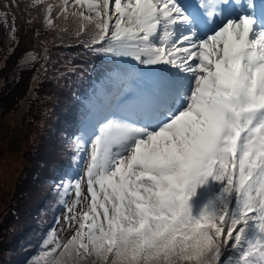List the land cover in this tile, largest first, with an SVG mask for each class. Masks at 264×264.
Segmentation results:
<instances>
[{
    "label": "snow or ice",
    "instance_id": "snow-or-ice-1",
    "mask_svg": "<svg viewBox=\"0 0 264 264\" xmlns=\"http://www.w3.org/2000/svg\"><path fill=\"white\" fill-rule=\"evenodd\" d=\"M37 2L137 67L36 264H264V0Z\"/></svg>",
    "mask_w": 264,
    "mask_h": 264
},
{
    "label": "rangeland",
    "instance_id": "rangeland-1",
    "mask_svg": "<svg viewBox=\"0 0 264 264\" xmlns=\"http://www.w3.org/2000/svg\"><path fill=\"white\" fill-rule=\"evenodd\" d=\"M45 2L59 4L62 0ZM41 7L37 0L0 5V264H36L46 238L64 239L65 209L76 204L70 182L83 175L90 152V147L78 144L74 167L60 166L67 162L62 157L68 156L77 112L88 106L75 127L76 141L85 133V139H91L102 116L122 96L121 79L126 80L115 75L116 84L107 94L101 86L91 91L89 76L83 81L71 70L82 72L80 63L91 62L85 50L104 61L87 46L94 36L90 25L77 35L78 18L69 16L54 20V27L48 28ZM62 37L70 45L53 47ZM92 58L94 64L100 63ZM134 75L135 71L132 79ZM88 95H92L90 103L85 101ZM81 188L85 189L83 182ZM86 203L81 200L77 210ZM237 255L228 248L222 259L227 264L228 257Z\"/></svg>",
    "mask_w": 264,
    "mask_h": 264
},
{
    "label": "trees",
    "instance_id": "trees-1",
    "mask_svg": "<svg viewBox=\"0 0 264 264\" xmlns=\"http://www.w3.org/2000/svg\"><path fill=\"white\" fill-rule=\"evenodd\" d=\"M1 2H2V5H5V4L9 5L12 2V0H0V5H1ZM90 27H91L90 29H91L92 33L95 34V30H94L93 26L90 25ZM54 32L57 34V30H54ZM64 44L70 45V41L66 40L65 37H62L59 39L57 38V43H55V45L53 47L58 46V45L59 46L64 45ZM0 47H3L1 41H0ZM96 47H98V46H96ZM85 54H87L90 57L91 62L86 63V64L80 63V67L82 68V72L78 71V69L74 68V67H72L71 70H73L76 73V75L82 76V80L84 79L83 81H86V78H88L87 76H89V78H88L90 80L89 88L91 89V91H94L97 89L98 84L101 83L105 79L104 77L111 75V73H113L114 70L115 71L117 70V65H116L117 63L114 65V60H116V57L106 56L104 54H101V56L104 60L102 62L100 59L97 58L96 55H93L91 53H87L86 50H85ZM92 56L96 57L100 61V63L94 64L93 60H92L93 59ZM50 58H51V55H50ZM10 62H11V60H9V63ZM67 70H65V71H67ZM121 70H123V69H121ZM90 97L91 96L88 95V97H86L85 100H89ZM86 108H87V106L85 104L77 112L78 115L76 117V120L74 123L75 126H74L73 131H72L73 136L70 138V146L68 148V152H66V153H68V156L63 155V157H62V159H65V161L67 160V162L60 165L62 167V169H70V168L74 167L75 159L73 157L76 156V155H74V153H75V150L77 151V147H78V142L76 141V135H75V133H76L75 127L81 123L82 118H83V114H84V111ZM60 197H61V194H60ZM58 205H59V201H58Z\"/></svg>",
    "mask_w": 264,
    "mask_h": 264
},
{
    "label": "water",
    "instance_id": "water-1",
    "mask_svg": "<svg viewBox=\"0 0 264 264\" xmlns=\"http://www.w3.org/2000/svg\"><path fill=\"white\" fill-rule=\"evenodd\" d=\"M47 58H48V55L46 56V59H45V61L43 62L42 66L45 65Z\"/></svg>",
    "mask_w": 264,
    "mask_h": 264
}]
</instances>
